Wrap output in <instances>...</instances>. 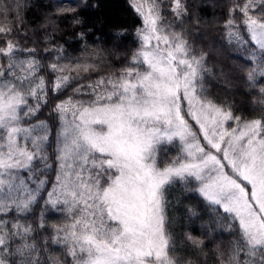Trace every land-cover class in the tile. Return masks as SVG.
I'll return each instance as SVG.
<instances>
[{"label": "snow or ice", "instance_id": "snow-or-ice-1", "mask_svg": "<svg viewBox=\"0 0 264 264\" xmlns=\"http://www.w3.org/2000/svg\"><path fill=\"white\" fill-rule=\"evenodd\" d=\"M132 4L143 21L138 47L125 66L72 88L88 99L54 104L55 131L38 118L49 88L36 49L12 40L0 47V264H193L180 253L204 254V241L185 233L181 247L170 231L169 192L176 185L194 201L185 209L189 218H206L205 235L227 238L215 244L216 264H264V0L235 4L224 25L227 42L253 62L245 80L261 99L260 115L251 119L209 95L207 54L165 21L159 0ZM172 4L182 18V0ZM21 8L6 5L0 16L14 12L19 24ZM13 30L12 22L0 24V34ZM99 67L52 63L51 91L62 93L81 72ZM170 145L179 154L161 166ZM52 171L45 203L66 221L51 225L38 245L24 217Z\"/></svg>", "mask_w": 264, "mask_h": 264}, {"label": "trees", "instance_id": "trees-1", "mask_svg": "<svg viewBox=\"0 0 264 264\" xmlns=\"http://www.w3.org/2000/svg\"><path fill=\"white\" fill-rule=\"evenodd\" d=\"M17 2L22 5L23 20L15 24L14 12L8 13L7 20L0 16V24H14L10 35L0 34V47L4 46L5 41L12 40L18 43L21 49H36V58L41 63L40 75L44 76L49 88L48 104L41 107L38 118L47 121L55 131L58 120L52 111L54 104L67 99L68 96H74L73 87L88 84L101 75L125 66L132 52L138 47L136 31L143 27V21L135 12L132 0H0V9L6 5L14 7ZM159 2L165 21L172 24L176 30H182L197 52L203 51L207 54V65L212 68L211 77H206L205 80L209 95L219 103L232 105L236 115L247 119L259 116L258 101L261 97L256 90L248 87L245 80L246 71L253 66V62L246 60L227 42L224 27L229 17V9L237 3H242V0H182L187 9L182 18H177L172 13V0ZM67 8H74L75 11H61ZM73 17L81 23H75ZM235 19H240L238 12L235 13ZM245 38L248 39L247 36ZM248 47L251 49L255 46L250 43ZM20 55L27 56L29 53L22 52ZM77 61H95L100 66L99 71L81 72L82 79L73 82V85L62 93L54 94L50 82L55 76L50 72L48 65L74 64ZM74 98L88 99L87 96L79 95ZM51 152L50 148L49 153ZM177 154L178 145L168 146L167 152L161 154V166ZM47 180V185L39 191L32 211L24 217V222L34 228L38 245L50 236L51 225L63 224L66 221L64 213L45 203L48 200L47 193L51 191L54 183V171L49 172ZM179 189L180 186L176 185L169 192L171 203L167 211L170 231L181 247H186L185 233L204 241V254L193 255L191 249L180 254L187 255L193 260V264H216L215 244L223 246L227 238L220 240L216 233L205 235L206 218H189L185 209L192 206L194 201ZM5 219L11 221L12 216L9 215ZM41 222L45 227H39ZM49 252L61 261L66 259L57 245H49Z\"/></svg>", "mask_w": 264, "mask_h": 264}]
</instances>
